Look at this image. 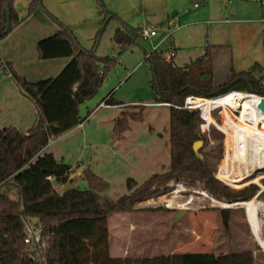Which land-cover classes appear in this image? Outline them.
I'll return each mask as SVG.
<instances>
[{
  "label": "rangeland",
  "instance_id": "rangeland-1",
  "mask_svg": "<svg viewBox=\"0 0 264 264\" xmlns=\"http://www.w3.org/2000/svg\"><path fill=\"white\" fill-rule=\"evenodd\" d=\"M31 1L15 0L20 22L0 40L1 60L11 62L28 81L56 77L63 62H69V58L42 60L36 48L38 41L61 29L60 23L73 31L82 47L94 49L100 57L117 60L99 92L81 105L83 126L80 124V127L54 139L46 150L74 166L72 181L66 187H87L84 169L89 167L109 183L107 195L114 201L130 193L126 186L128 178L135 179L140 186L153 176L166 173L170 167V107L155 103L153 73L150 60L145 58V52L153 50L165 30L172 36L159 47V52L167 55L169 43L174 41L173 48L177 53L174 62L180 66L201 57L207 45L225 41L215 52L214 80L217 84L225 81L231 67L232 58L227 50L237 52L238 56L240 51L244 53L237 60H243L241 69L245 71L250 69L246 51L249 53L255 49L251 57H261V37L255 38L251 31L260 29L264 0L263 3L262 0H112L110 5L118 9L121 16L103 0L107 11L117 16L110 20H105L99 0H42V4L30 12ZM195 3L200 8H194ZM226 19L230 23L219 24ZM170 21L175 22L171 29ZM124 24L130 30L138 26H160L162 30L159 37L146 40L141 38L138 27L136 33L139 37L122 50L115 34L118 28L125 29ZM181 25L185 27L178 28ZM222 49L225 51L219 54L218 50ZM255 63L252 62L251 67ZM5 74L0 71V77ZM113 90L115 99L128 103L121 106V111L130 114L143 112L144 115L142 121H130V128L119 137L113 136V118L119 115L117 111L102 106L97 108ZM258 96L264 99V96ZM18 98L4 92L5 101L1 100L5 108L8 105L10 108L0 112V129L12 126L19 131L25 129L20 122H15V117L21 121L23 117L17 115V111L22 109L27 115L33 110V104L31 99L23 102ZM196 108L202 117L201 109ZM212 109L211 120L204 127L205 120L201 128L207 137L203 150L214 164L215 177L234 191L255 186L254 196L249 200L229 201L215 197L199 181L191 184L170 180L150 198L135 204L132 210L116 212L108 218L112 257H151L185 252L219 255L251 250L255 264H264V249L255 238L246 209L240 205L253 201L255 197H259V204L264 202V178L259 183L245 182L247 185L241 188L218 178L226 166V154L229 174L238 167L234 160V124L228 118L231 109L222 105H214ZM234 115L240 117V110H235ZM252 201L251 205L256 208L252 213L263 233L264 243V231L259 225L264 218L258 205ZM41 260L44 262L43 257Z\"/></svg>",
  "mask_w": 264,
  "mask_h": 264
},
{
  "label": "trees",
  "instance_id": "trees-1",
  "mask_svg": "<svg viewBox=\"0 0 264 264\" xmlns=\"http://www.w3.org/2000/svg\"><path fill=\"white\" fill-rule=\"evenodd\" d=\"M41 1L32 0L30 12L41 5ZM99 1L105 20L116 16L107 11L103 0ZM19 22L15 0H0V40ZM60 26L55 35L36 44L42 60L70 59L56 77L28 81L11 62L0 58V71L9 74L38 109V120L27 133L13 126L0 129V264H40L30 258V247L24 242L31 219H36L44 228L47 248L42 264H255L251 250L219 255L185 252L112 257L108 218L116 212L132 210L135 204L150 198L170 180L191 184L199 181L220 199L235 202L251 199L257 188L234 191L223 184L215 177L214 164L203 150L207 137L201 126L205 120L204 127L208 124L213 115L212 107L218 104L211 105L208 118L204 119L199 109L188 108L185 102L187 97L215 99L234 91L264 96V66L257 62L246 71H236L231 59L225 81L217 84L214 66L218 46L207 45L201 57L184 67L175 64L174 58L166 61L164 52L153 51L146 59L150 60L153 73L155 103L170 107V167L166 173L155 175L140 186L135 179L128 178L126 186L130 193L114 201L107 195L109 183L89 167L84 169L87 187H66L72 181L70 175L74 166L45 151L51 140L84 122L81 105L99 92L108 72L117 64L115 58L100 57L94 49L82 47L69 27L62 23ZM123 26L125 29L118 28L115 34L122 50L139 37L137 28L130 30ZM104 101L111 105L122 104L112 95ZM143 119V112H122L114 122L113 136H122L130 128V121ZM218 178L237 188L248 182L233 171L229 174L227 154L226 166ZM244 208L255 238L264 249L263 233L252 213L256 208Z\"/></svg>",
  "mask_w": 264,
  "mask_h": 264
},
{
  "label": "bare ground",
  "instance_id": "bare-ground-1",
  "mask_svg": "<svg viewBox=\"0 0 264 264\" xmlns=\"http://www.w3.org/2000/svg\"><path fill=\"white\" fill-rule=\"evenodd\" d=\"M261 100L258 95L239 91L215 99L193 98V104L201 109L204 119L208 118L213 104L231 109L228 118L234 124V160L238 167L233 172L246 181L257 183L264 178V112L259 108ZM235 110H240V117L234 115ZM251 201L240 205L252 206ZM252 203L258 205L264 218V202L259 204V197H255ZM259 225L264 231V219L259 221Z\"/></svg>",
  "mask_w": 264,
  "mask_h": 264
},
{
  "label": "crops",
  "instance_id": "crops-1",
  "mask_svg": "<svg viewBox=\"0 0 264 264\" xmlns=\"http://www.w3.org/2000/svg\"><path fill=\"white\" fill-rule=\"evenodd\" d=\"M106 2H107V4H108V7H110V9H112L114 12H116L115 14H117L118 16H121L120 14H119V11H118V9H116L115 7H112L110 4H112V0H106ZM262 3H263V0H262ZM194 8H200V6L199 7H195L194 6ZM262 15H263V18H262V20L261 21H259V22H261V25L259 26V25H257V26H255V27H260V29H255V30H253V31H251L252 33H253V35H254V37L255 38H259V37H261V51H260V53H261V57H258V58H256V57H251V56H254L253 54H254V52H255V49H253V50H251V52L249 51V53H247V51H246V57H248V59L250 60V63H248V61H247V63L249 64V66H248V68H251V65H252V62H258V63H260L262 66H264V12L262 13ZM228 23H230V20L229 19H226V20H221L220 22H219V24H222V25H224V24H228ZM208 25L210 24L209 22L207 23ZM182 27L181 28H184L185 26L184 25H181ZM139 27V26H138ZM137 27V28H138ZM242 40L243 41H245L246 40V37L243 35V33H242ZM223 42H225V41H222V42H218V43H215L216 45L215 46H218L219 47V49L221 48L220 46H223L225 43H223ZM254 41H252V43H253ZM175 46V43H174V41L172 42V47H174ZM85 49H87V50H89L88 49V47H84ZM174 50L176 51V49L174 48ZM223 51H225V50H218V53L220 54V53H223ZM227 51H229V53H230V55L229 56H231V58H232V66H233V68L236 70V71H245L244 69H241V68H243V66L241 65V64H243V60H237V59H240L243 55H244V53H242L241 51H240V53H241V55L240 56H238L237 55V52H232V50H227ZM145 54H146V52H145ZM176 55H177V53H176ZM251 58H250V57ZM176 57V56H175ZM175 57H174V60H175ZM60 59V58H59ZM66 59V58H65ZM57 61L58 59H50V60H48V61ZM68 60V59H67ZM193 61V60H192ZM238 61H239V63H238ZM68 62V61H67ZM67 63H65V62H63V67H61L62 69L65 67V65H66ZM251 64V65H250ZM178 66H180V65H178ZM241 66V67H240ZM247 66V65H246ZM181 67H184V66H181ZM61 69V70H62ZM60 70V71H61ZM50 76V75H49ZM262 76H263V81H264V72H263V74H262ZM49 78V77H48ZM50 78H52V77H50ZM3 87V89H1L2 91H0L1 93L0 94H3L2 95V97H0V112H2L3 110H7V109H9L10 108V106L8 105V107H6L5 108V105H3L4 103L2 102V100L3 101H5V99H4V92H6V94H11V95H14V97H19L18 98V100L20 101V100H22L23 102L26 100V99H30V98H28L26 95H24L22 92H21V90H20V88H19V86L17 85V83L12 79V77L9 75V74H5V76H3V77H0V88H2ZM5 88V89H4ZM113 92H114V90L113 91H111L100 103H99V105H98V107L97 108H99V107H101V104H102V102H104V100H106L109 96H113L114 97V95H113ZM21 97V98H20ZM2 99V100H1ZM115 99V98H114ZM115 100H117V99H115ZM32 101V104H33V110H30V113L28 114L27 113V115H26V112L24 111V110H22V109H20V110H18L17 111V115H22V117H23V119L21 120V121H19V120H17V118L15 117V119H16V121L15 122H20L19 124H22L23 126H25V129H20V131L21 132H23V133H27L28 131H29V129H31L35 124H36V122H37V120H38V109H37V106H36V104H35V102L33 101V100H31ZM117 101H119V100H117ZM120 103H122V104H120V105H111V104H109V102L107 103L109 106L108 107H103V108H107V109H114V110H116L117 112H116V114H119V115H116L114 118H113V123L115 122V120L121 115V113L123 112V111H121V106H123V105H127L128 103H125V102H123V101H119ZM132 104H136L137 102H131ZM9 111V113H11V110H8ZM1 115V114H0ZM28 116V117H27ZM14 120V119H13ZM1 121V120H0ZM27 124H30V126H32V127H29V125H27ZM32 124V125H31ZM82 126H83V123H82ZM81 126V127H82ZM78 127H80V125L79 126H77L76 128H78ZM76 128H74V129H76ZM73 129V130H74ZM73 130H71V131H73ZM70 132V131H69ZM68 133V132H67ZM66 134V133H65ZM60 138V137H59ZM48 148V147H47ZM47 149H45V151H46ZM70 177H71V180H72V173H71V175H70Z\"/></svg>",
  "mask_w": 264,
  "mask_h": 264
},
{
  "label": "built area",
  "instance_id": "built-area-1",
  "mask_svg": "<svg viewBox=\"0 0 264 264\" xmlns=\"http://www.w3.org/2000/svg\"><path fill=\"white\" fill-rule=\"evenodd\" d=\"M195 7H199L200 5L198 3H195ZM174 21L169 22V29H171L172 25L174 24ZM182 26H179L178 28H181ZM161 27L159 26H139V34L141 38H144L146 40L151 39L153 37H159ZM165 34H162L160 40L157 44L153 46V50L151 52H146L145 58H148L150 54L153 51H159V47L166 42L170 37L172 36V33L168 30L164 31ZM169 52L167 55L164 54V58L166 61H171L176 56V51L172 47V45L169 43ZM193 98L194 97H187L185 105L188 108H196L195 104H193ZM101 106L108 107L106 101L102 102ZM53 141L51 140L49 145ZM43 225L40 224L36 219H31L26 227V236L24 239L25 244L30 247L29 256L31 259L35 261H39L40 264L43 263L41 260V257L44 258V254L47 248V241L44 239L43 236Z\"/></svg>",
  "mask_w": 264,
  "mask_h": 264
},
{
  "label": "water",
  "instance_id": "water-1",
  "mask_svg": "<svg viewBox=\"0 0 264 264\" xmlns=\"http://www.w3.org/2000/svg\"><path fill=\"white\" fill-rule=\"evenodd\" d=\"M259 108L261 109L262 112H264V99L261 100L260 104H259ZM202 117L204 118L203 114H202ZM231 204V203H229ZM238 204V203H236Z\"/></svg>",
  "mask_w": 264,
  "mask_h": 264
}]
</instances>
